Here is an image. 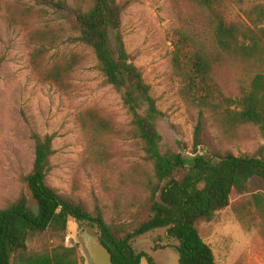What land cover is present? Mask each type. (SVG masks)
<instances>
[{
    "label": "rangeland",
    "instance_id": "obj_1",
    "mask_svg": "<svg viewBox=\"0 0 264 264\" xmlns=\"http://www.w3.org/2000/svg\"><path fill=\"white\" fill-rule=\"evenodd\" d=\"M63 1L86 8L93 2ZM118 2L129 3L122 16L126 50L164 114L157 124L162 150L191 160L197 154L194 134L199 110L190 109L179 94L172 67L173 33L189 26L206 29L207 14L189 0ZM226 2L233 15L243 18L251 11H264V0ZM77 36L59 14L35 0H0V210L24 191L35 206L23 182L35 161V132L55 136L48 183L91 211L99 207L109 224L124 225L151 195L154 166L134 136L132 115L121 95L106 82L93 50L72 41ZM262 46L257 58L227 61L217 72L227 95L239 96L255 76L264 74V39ZM59 67L63 75L57 81L49 79ZM92 113L114 127L102 138L104 152L97 143L90 144L81 122L82 116ZM205 115L208 136L219 150L241 156L264 148L258 129H221L209 113ZM199 231L217 264H264V181L253 178L244 194L234 192L218 221L200 224ZM83 235L84 230L70 220L65 245H78L83 264H93ZM132 244L149 256L151 264H179L178 243L168 238L165 229L140 236ZM29 246L40 248L33 235Z\"/></svg>",
    "mask_w": 264,
    "mask_h": 264
},
{
    "label": "trees",
    "instance_id": "obj_2",
    "mask_svg": "<svg viewBox=\"0 0 264 264\" xmlns=\"http://www.w3.org/2000/svg\"><path fill=\"white\" fill-rule=\"evenodd\" d=\"M35 1L71 25L78 34L73 42L93 50L106 82L121 95L132 115L134 136L154 166V180L149 183L151 195L146 204L129 223L109 224L99 207L91 211L48 183L55 136L42 137L33 132L35 161L23 182L35 206L24 191L0 210V264H83L79 246L65 245L70 220L80 229L94 228L114 264H141L143 258L151 264L149 256L139 252L132 242L158 229H165L168 238L178 243L175 249L179 264H217L199 226L218 221L231 195L244 194L253 178L264 181V148L241 156L219 150L208 136L205 114L209 113L221 129L253 127L264 138V74L255 76L237 97L227 95L216 78L225 62L259 56L264 11H251L243 18L233 15L226 0H189L207 14L208 27L197 30L189 26L173 33L172 67L179 94L190 109L199 110L194 134L197 154L187 160L181 154L162 150L163 138L157 124L164 114L125 46L122 16L129 3L93 0L86 8L63 0ZM59 68L50 73L49 79L57 81L63 75ZM81 122L90 144L97 143L104 152L102 138L112 134L114 127L95 113L82 116ZM32 235L39 249L30 248Z\"/></svg>",
    "mask_w": 264,
    "mask_h": 264
},
{
    "label": "water",
    "instance_id": "obj_3",
    "mask_svg": "<svg viewBox=\"0 0 264 264\" xmlns=\"http://www.w3.org/2000/svg\"><path fill=\"white\" fill-rule=\"evenodd\" d=\"M83 239L87 254L93 264H114L111 253L101 243L99 234L94 228L85 229ZM141 264L150 263L146 258H143Z\"/></svg>",
    "mask_w": 264,
    "mask_h": 264
}]
</instances>
